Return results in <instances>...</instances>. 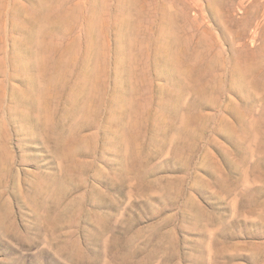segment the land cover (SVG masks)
Returning <instances> with one entry per match:
<instances>
[{"label": "rangeland", "instance_id": "374dc122", "mask_svg": "<svg viewBox=\"0 0 264 264\" xmlns=\"http://www.w3.org/2000/svg\"><path fill=\"white\" fill-rule=\"evenodd\" d=\"M0 264H264V0H0Z\"/></svg>", "mask_w": 264, "mask_h": 264}]
</instances>
